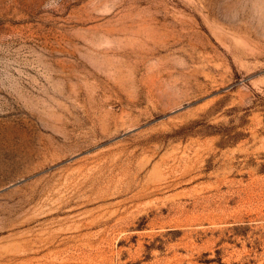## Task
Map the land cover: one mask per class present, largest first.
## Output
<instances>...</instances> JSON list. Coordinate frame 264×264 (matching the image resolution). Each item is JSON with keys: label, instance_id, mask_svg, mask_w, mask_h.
Wrapping results in <instances>:
<instances>
[{"label": "rangeland", "instance_id": "obj_1", "mask_svg": "<svg viewBox=\"0 0 264 264\" xmlns=\"http://www.w3.org/2000/svg\"><path fill=\"white\" fill-rule=\"evenodd\" d=\"M0 264H264V0H0Z\"/></svg>", "mask_w": 264, "mask_h": 264}]
</instances>
